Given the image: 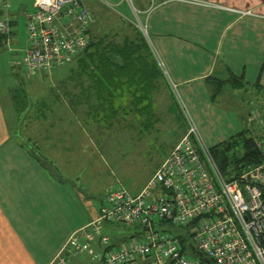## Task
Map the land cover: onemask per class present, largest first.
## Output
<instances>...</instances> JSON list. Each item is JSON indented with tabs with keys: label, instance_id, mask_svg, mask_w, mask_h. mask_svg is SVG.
Returning <instances> with one entry per match:
<instances>
[{
	"label": "built area",
	"instance_id": "1",
	"mask_svg": "<svg viewBox=\"0 0 264 264\" xmlns=\"http://www.w3.org/2000/svg\"><path fill=\"white\" fill-rule=\"evenodd\" d=\"M154 1L149 0L146 12ZM127 2L138 18L140 9L132 0ZM32 4L23 12L27 40L22 61L30 75L46 72L81 52L88 43L93 20L84 0H32ZM9 7L10 0H0L3 34L11 28ZM137 24L146 34L139 18ZM170 87L176 90L175 83ZM175 99L186 122L184 134L138 191L131 192L119 182L106 188L96 215L69 234L55 258L57 264H75L69 256L84 250L99 264H131L137 260L204 264L199 257L187 254L179 234L185 235L190 251L189 241L212 264H264V157L238 177L226 179L177 93ZM249 100L247 122L255 126L253 136L264 153V95H253ZM117 222L133 225L138 234L112 244L106 225ZM92 240L98 241L99 249L86 247Z\"/></svg>",
	"mask_w": 264,
	"mask_h": 264
},
{
	"label": "crops",
	"instance_id": "2",
	"mask_svg": "<svg viewBox=\"0 0 264 264\" xmlns=\"http://www.w3.org/2000/svg\"><path fill=\"white\" fill-rule=\"evenodd\" d=\"M207 1L209 3L155 0V5L148 11V27L153 40L148 35L145 23L147 42L156 64L168 84L159 64L160 55L165 66L163 70L172 73L170 83L179 87L182 96L177 93L188 112V106H193L195 96L198 97L200 93L205 97L213 95L211 83L215 77L224 82L230 75H242L243 83L236 84L239 86L225 82L234 91L227 94L241 101L258 92L259 89L254 85L257 78L264 87V0ZM148 4V0H139V12H146ZM14 22L12 19L11 26ZM11 33L10 28L5 41L11 40ZM26 40L25 32L22 56ZM252 48L260 53H254ZM184 52L189 55V61L180 64L179 58ZM218 56H221V63L217 61ZM252 64L263 70L251 84L250 79L246 80V74ZM223 70L228 72V76L226 72L222 73ZM135 81L130 82L129 78L123 77L121 86H118L117 80L114 81L116 88L112 99L116 111L111 108L112 117L117 115L120 107L125 113L134 109L132 100L134 95L140 93L139 86L142 85L135 87ZM161 82L159 76L157 87L150 90L153 101ZM3 83L4 86L0 84V264H57L55 258L67 237L96 215L104 192L100 194L98 203H95L79 187L80 173L72 168L69 169L70 174L60 172L58 164H64V158L59 149L64 150L65 147L60 142H64L66 137L57 136L54 143L44 138L46 145L43 142L38 145L35 140L34 144L32 139H25L29 145L32 143L35 146L38 154L32 153L30 147L18 140L20 125L18 121L10 120L15 113L8 118L5 112V99L12 111V85ZM129 83L134 84L127 86ZM249 85L252 87L249 88ZM120 100L123 101L122 105ZM126 101L130 103L129 107ZM72 111H76V108ZM245 114L243 111L242 116L246 120ZM184 123L185 128L173 144L184 134ZM28 126L32 128L30 131L36 130L34 122L31 121ZM59 128L63 129L61 125ZM54 152L61 153L62 161L59 163L60 158L58 154L54 157ZM40 154L44 161L53 155L49 160L54 163L57 173H53L38 157ZM116 224L118 222L106 225V229L110 232ZM109 234L115 243L123 239L116 232ZM86 247L97 250L100 245L97 240H92L87 242ZM82 256L87 257L86 262ZM69 259L75 264H99L97 260L90 259L87 250L72 254Z\"/></svg>",
	"mask_w": 264,
	"mask_h": 264
},
{
	"label": "rangeland",
	"instance_id": "3",
	"mask_svg": "<svg viewBox=\"0 0 264 264\" xmlns=\"http://www.w3.org/2000/svg\"><path fill=\"white\" fill-rule=\"evenodd\" d=\"M132 1L139 8V0ZM85 4L93 17L89 24L90 37L96 38L103 33H109L115 41L120 40L124 33L133 34L135 26L140 29L137 24L139 18L144 25L146 23L148 35L153 40L154 37L148 27L150 12H138L137 18L127 0H86ZM31 6L32 0H10L9 13L15 21L11 26L12 37L10 41H4L0 48V84L4 86L3 82H7L12 85L10 91L12 111L8 100L5 99L7 104L5 112L8 118L15 113L10 120L18 121L20 125L17 133L18 140L30 147L32 153L38 154L35 146L32 143L33 147L29 145L25 139H32L34 144L38 141L37 144L40 145L44 138L54 143V138L57 136L66 137L64 142H60L65 144L64 150L59 149L62 155L58 152L53 153L54 157L58 154L60 158L58 163L62 161V157L64 158V164H58L62 170L60 172L69 173L71 172L69 169L72 168L76 173H80L78 185L82 192L89 195L95 203H98L100 194L106 188L118 182L135 193L167 156L173 142L185 128L179 105L174 100L177 91L179 94L181 92L177 86L176 93L170 87L172 73L163 70L165 66L159 55V64L167 78L169 88L161 83L156 91L155 101L152 100L151 103L155 104L151 105L149 111L138 112L133 109L125 113L120 107L114 117H100L96 122V118L87 113V104L70 102L64 90L65 87L71 90L78 89L70 78L71 71L76 66L74 57L71 61L46 72L40 71L30 75L24 68L21 51L25 40L23 12L31 9ZM119 26H123L125 30H120ZM144 36L148 40L147 33ZM87 38L89 40V35ZM252 51H254L253 48ZM254 53L260 52L255 50ZM188 56L184 52L179 58L180 64L188 62ZM221 56L217 58L218 63H221ZM262 70L252 64L247 69L246 80L250 79L252 84ZM223 72H226L225 75L228 76L226 70ZM225 82L227 81L220 84L212 82L213 88L219 85L217 92H214L211 97L210 94L205 97L200 93L192 101L193 106H188L207 146L227 138L248 125L251 131L255 130V126L247 124L242 116L243 111L248 112L246 111L249 108L248 99L252 96L241 101L232 94H227L234 91L230 90L231 87ZM75 83L78 82L75 81ZM250 87L252 86L249 85ZM150 96L153 98L152 93ZM122 103L123 101L120 100V105ZM125 103L129 107L130 103L128 101ZM75 108L76 111H72ZM31 121L36 128L34 131H30L32 128L28 126ZM59 125L63 129L59 128ZM42 127L45 128L42 129ZM43 143L46 145L45 142ZM53 155L46 157L45 161L41 158L42 154L38 157L54 173L56 167L49 160ZM133 227V225L118 223L111 228L112 231L108 232H116L120 238H124L131 233ZM187 253L193 257L190 250ZM82 259L87 261L86 256H82ZM131 264H142V261L137 260Z\"/></svg>",
	"mask_w": 264,
	"mask_h": 264
},
{
	"label": "trees",
	"instance_id": "4",
	"mask_svg": "<svg viewBox=\"0 0 264 264\" xmlns=\"http://www.w3.org/2000/svg\"><path fill=\"white\" fill-rule=\"evenodd\" d=\"M119 29L123 30L124 28L123 26H119ZM88 35L89 40L86 47L74 56V59H76V66L73 69L71 68L72 74L70 78L78 89L71 90L68 87L64 88L66 94L69 96L68 100L74 104H78L79 102L86 103L88 106L87 113L95 117L96 122H98L97 120L100 117L105 118L109 116L111 118V108L116 111L112 99L116 88L114 81L117 80L118 86H121L122 79L125 77L127 79L129 78L130 82L136 80L135 84L129 83L127 86H132L131 84H134L135 87H138L139 84H142L139 86L140 88L138 87L140 93L134 95L135 98L132 100L134 109L138 112L149 111L150 107H152L150 90L157 87L159 76L162 78L161 83L166 84V81L156 64V60L152 55L142 31L135 26L133 34L129 32L124 33L121 39L116 41L113 37H110L109 33H103L98 36V38L90 37L89 28ZM6 36L7 34L0 32V47L3 45ZM56 66L51 67V70ZM213 79V82H217L218 84L223 82V79ZM75 81L78 83L76 84ZM225 81L233 85H241L243 83V77L242 75H230ZM218 84L216 88L214 87V92H217L219 89ZM254 85L259 90L253 95H264V87L260 85L258 78L254 82ZM249 99L248 103L250 104ZM208 147L217 168L223 176L229 180L238 177L249 165L258 164L264 157V153L257 145L253 136V131H251L249 125ZM137 229L133 227L129 235L138 234L139 230ZM177 229L178 228H174L173 231L177 232ZM179 236L187 252L189 249L186 246L185 235L179 234ZM114 243L115 242L112 240V244ZM193 256L198 257L195 253H193ZM149 263V261L142 262V264Z\"/></svg>",
	"mask_w": 264,
	"mask_h": 264
},
{
	"label": "water",
	"instance_id": "5",
	"mask_svg": "<svg viewBox=\"0 0 264 264\" xmlns=\"http://www.w3.org/2000/svg\"><path fill=\"white\" fill-rule=\"evenodd\" d=\"M189 248L193 253H195L202 261L204 264H212L211 259L205 255L200 249L196 248L195 245L192 242H188Z\"/></svg>",
	"mask_w": 264,
	"mask_h": 264
}]
</instances>
